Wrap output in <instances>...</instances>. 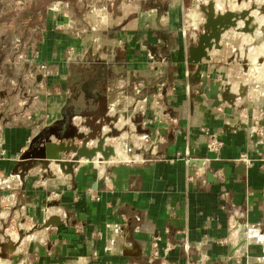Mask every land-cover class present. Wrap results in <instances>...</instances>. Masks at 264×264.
Here are the masks:
<instances>
[{
  "label": "crops",
  "instance_id": "obj_1",
  "mask_svg": "<svg viewBox=\"0 0 264 264\" xmlns=\"http://www.w3.org/2000/svg\"><path fill=\"white\" fill-rule=\"evenodd\" d=\"M52 1H35L43 6L44 34L51 50L76 44L85 69L59 77L61 90L49 97L45 110L57 116L50 124L68 117V125L76 129L68 127L71 134L47 139L41 149L50 162L44 168L37 162L21 177L24 163L19 157L39 130L25 122L6 124L5 138L0 140L4 209L0 221L13 219L16 225H3L4 260L8 264H264V136L257 131L264 129V84L259 90L263 76L257 79L261 82L241 85L238 92L231 89L238 95L234 104L225 101L227 86L202 77L213 53L207 49L208 56L201 57V41L189 43L182 29L181 0L164 12L158 7L140 11L124 0L117 14L108 12L107 21L95 23L94 37L77 40L56 30L59 22L68 23V1L57 0L56 10ZM251 2L262 14L253 9L246 18L238 16L234 31L224 30L223 38L233 48L232 39L244 38L249 47L239 61L247 60L256 75L264 67V61L259 62L264 55V0ZM200 4L219 14L246 15L250 9L249 2L238 0H195L196 8ZM244 87L251 93L258 87L263 94L245 100L247 92L239 94ZM114 91L117 100L111 102ZM122 99L129 106L138 105L122 110L126 118L112 125H127L129 117L140 119L134 124L145 134L135 141L145 139L139 147L130 142L138 149L129 153L120 148L129 147L126 132L118 147L115 137L105 138L104 123L101 135L106 146L114 147L112 157H78L73 147L83 142L74 141L73 134H88L91 119L98 123ZM91 141L89 148L96 146ZM14 228L22 239L16 240Z\"/></svg>",
  "mask_w": 264,
  "mask_h": 264
},
{
  "label": "rangeland",
  "instance_id": "obj_2",
  "mask_svg": "<svg viewBox=\"0 0 264 264\" xmlns=\"http://www.w3.org/2000/svg\"><path fill=\"white\" fill-rule=\"evenodd\" d=\"M35 1L36 0H0V24L2 25V28H0V31H2V33H0V140L5 138V129L8 123L20 125L25 122L36 132L39 130V132L33 134L34 136L30 139L29 146L19 157V163H24L23 167H27L30 162H33V166L30 169L26 171L23 170V172L25 171L24 175L28 174L32 168H35L37 162L42 164L40 165L42 168L46 166L47 162H50L47 159L40 158L45 155L44 148L41 149V146H44L47 139L49 140L54 134H57L59 138L67 136L66 134H71L68 132L62 134L56 129V125H60L62 122L66 123L65 127L67 129L68 117H64L63 120L54 121L52 122L53 124H50L51 120L55 119L57 116L53 117V115L46 110L49 108V97L57 90H61L59 77H61V75L65 76L68 71H72L73 73V70H76L82 73L85 69L82 65L83 62L80 60L81 55L78 53V46L76 44L69 43L63 46L62 50L59 52L51 50L48 37L44 34L46 20L44 18L43 6L41 4L36 5ZM56 1L57 0L52 1L54 3L52 4V8H55V10L56 7H58V4L55 3ZM67 1L68 23L66 25H61L62 23L59 22L56 30L68 33L76 40L79 38L90 39L94 37L95 32L98 30V25L95 23L100 19L107 21L108 12L117 14L121 7L124 6V0ZM175 1L176 0H127L126 3L131 4L133 7L138 6L140 11L158 7L159 12H161V10L164 12ZM238 1L250 3V9L246 11L245 17H248V14L253 9L260 12V7L252 3L251 0ZM180 3L183 7L184 15V27L182 29L183 32L186 33V38L189 43L192 41L193 44L196 43L198 45V43L203 40L206 41L203 43L205 46L208 45V38L212 37V50H209L210 48L207 47L206 52L208 53V51H211L210 53H213V61H211L212 63L210 62V66L205 65L202 68V77L218 81L222 86H229L236 92H238L240 86L243 84L249 86L250 83L253 85L257 79L263 80L264 67H261L259 72L255 75V73L253 74V67L249 68L248 66V69L245 70L243 63L239 61L241 60V52L249 47V44H244V38L239 37L232 39V43L235 46L234 48L231 44L228 45V42L223 38V33L225 31L220 29L221 25L215 22L216 17L220 15L219 13L213 12L208 6H202V3V5L200 4V6L196 8L195 0H181ZM233 13L234 17L238 18V20L240 18L238 16H242L241 13L239 15L238 11H234ZM222 20L226 21V19ZM217 31H220L222 36L220 37V41L216 43L213 34ZM229 31H234V28L232 27ZM87 56L91 60L94 58L91 52L87 53ZM261 57L264 58V55ZM68 77L70 76L68 75ZM257 82H261V80ZM263 84L264 80L261 82L259 90H262ZM201 85L202 84L199 83V86ZM124 87L125 86H123V88ZM256 91L252 89L253 93H251L248 89L245 100L250 96L252 97V95L261 93L258 91V87ZM116 92L117 91L113 92V99L110 100L111 102L117 100L115 99L117 97ZM136 105H138V103L129 106V103L125 100H123V103L121 102L120 105H114L113 110L108 111V114L112 117L111 123L115 124V121L120 117L126 118L123 116L122 110H133ZM246 106H248V103H246L245 107ZM75 121L81 129H86L81 124L80 120ZM116 128L119 129L120 135H114L110 125L105 123L106 132L104 131L103 133L104 137H115L116 139L113 144L116 143L118 147V145H121L125 140L122 134L126 132L128 135L126 140L129 143V147L124 148L122 144L120 148L124 151H129V153H131V149L134 151L138 149L132 148L130 142L134 141L136 144L137 142L135 139L137 135L139 136L145 133H143L144 131H137L134 121L130 117L128 118L127 125L118 126ZM53 137L52 139H54ZM77 139L79 138L75 136L73 140L75 141ZM143 139H145V136L135 147H139ZM97 143L98 140L91 141L92 145H97ZM27 155L30 156L26 158ZM35 155L37 156L36 158H34ZM64 156H67V153ZM99 156L104 158L101 153H99ZM82 158L86 159V157ZM2 210L4 209L2 203H0V211L2 212ZM12 218H14V216H12ZM12 220L13 219H9L5 223L0 221V231H3V225H10L9 228H11V224H15V221L13 222ZM24 227L27 229L29 225ZM14 230L18 234V238L16 239L18 240L20 233L16 228H14ZM0 234L2 235L3 233L1 232ZM2 251L1 249L0 260H2V264H8V261L3 258L4 254H2Z\"/></svg>",
  "mask_w": 264,
  "mask_h": 264
},
{
  "label": "water",
  "instance_id": "obj_3",
  "mask_svg": "<svg viewBox=\"0 0 264 264\" xmlns=\"http://www.w3.org/2000/svg\"><path fill=\"white\" fill-rule=\"evenodd\" d=\"M244 15L245 14H242V17L246 18ZM222 19H226V21H223ZM250 20H248V19L246 20L247 24H248V22ZM215 22L217 24L221 25L220 29H222L224 31V30L228 29L229 27H236L237 24H238V18L234 17L233 13L229 12V13H225V14H220L218 17H216V21ZM213 36L215 37L216 43H217V42L220 41V37L222 36V33H220V31H217V32H215L213 34ZM211 39H212V37L208 38V42H207L208 45H205V46L203 45V43L206 42V41H203V40L201 41V45H202V47L204 49V52L201 54V57L202 56H208V54L206 52V48L207 47L212 49ZM260 42H261V40L259 39L256 42V44H258ZM259 60H260V62H262V61H264V58L260 57ZM243 65H244V68L247 70L248 69V61L247 60L243 61ZM244 89L245 90H243V91L241 90L239 92L240 96H245L246 95V92H247L248 89L245 88V87H244ZM237 96L238 95H236L235 93H232L231 88L229 86H227L225 91H224L223 99L225 101H228L231 104H234V102L237 99ZM129 114H130V112H129ZM111 119H112V117H110L108 115V113L105 112L102 120L99 121L98 123H96V119H91V126H90L91 127V131L88 134H85L84 132L74 133L73 134V137L77 136L83 142L81 146H79V147L78 146H74L73 147V149L76 152V154L78 155V157H86V158L92 160V159H94V157L98 156L99 153H101L104 156V158L108 159L110 156H112L115 153V149H114L113 146H106L105 145V140H104V138L101 135L102 132H103V128H104V123H107V124L110 125V127L112 128V133L114 135H120L119 130L113 127V125L111 123ZM139 121H140V119H135L134 120L135 123H138ZM68 126L69 127H74L72 125V123H70V122H69ZM74 129H76V128L74 127ZM137 131L138 132H142L144 130H142L140 125H137ZM145 132H148V131L145 130ZM96 139H98L97 145L94 146V147L89 148L88 145H87L88 142L91 141V140H96ZM29 156L27 155L26 158H28ZM36 157L37 156L35 155L34 158H36ZM47 157H48L47 155H44L43 157H40V158L47 159ZM72 163H74V162L72 161ZM70 165H72V164H70ZM32 166H33V162H30L29 166H27V167H23L22 166L21 173H20L21 177H24L25 171L30 169ZM23 170H25V171L23 172ZM5 230H6V228H5ZM5 230L4 231H0V233L2 232L3 235H5L6 234ZM21 234H23V232H21ZM21 236H20V238L22 239L23 237H21ZM1 242H2V238L0 236V243ZM2 244H3V242H2Z\"/></svg>",
  "mask_w": 264,
  "mask_h": 264
},
{
  "label": "flooded vegetation",
  "instance_id": "obj_4",
  "mask_svg": "<svg viewBox=\"0 0 264 264\" xmlns=\"http://www.w3.org/2000/svg\"><path fill=\"white\" fill-rule=\"evenodd\" d=\"M88 88H89V90H92V88H93V86L90 84V83H88ZM100 105H101V103L100 102H98ZM68 119V118H67ZM67 122H68V120H67ZM57 127H56V129H57V131L59 132V133H65V132H67L66 130H68V128L66 129V123H61L60 125L58 124V125H56ZM69 127V126H68Z\"/></svg>",
  "mask_w": 264,
  "mask_h": 264
},
{
  "label": "built area",
  "instance_id": "obj_5",
  "mask_svg": "<svg viewBox=\"0 0 264 264\" xmlns=\"http://www.w3.org/2000/svg\"><path fill=\"white\" fill-rule=\"evenodd\" d=\"M139 91H140V90H138V92H139ZM257 131H258V133H260L262 136H264V129H263V128H257ZM243 158L246 159L245 156H243ZM246 160L249 161L248 159H246ZM186 247L189 248L190 245H189L188 243H186Z\"/></svg>",
  "mask_w": 264,
  "mask_h": 264
},
{
  "label": "bare ground",
  "instance_id": "obj_6",
  "mask_svg": "<svg viewBox=\"0 0 264 264\" xmlns=\"http://www.w3.org/2000/svg\"><path fill=\"white\" fill-rule=\"evenodd\" d=\"M261 54H263V52H261ZM253 56H254V54H253ZM255 57V56H254ZM252 58V57H251ZM260 62V61H259Z\"/></svg>",
  "mask_w": 264,
  "mask_h": 264
}]
</instances>
